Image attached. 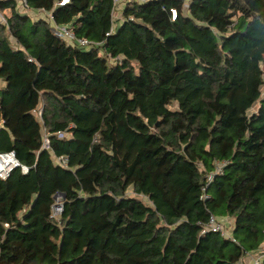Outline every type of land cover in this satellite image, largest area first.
<instances>
[{
	"label": "trees",
	"instance_id": "trees-1",
	"mask_svg": "<svg viewBox=\"0 0 264 264\" xmlns=\"http://www.w3.org/2000/svg\"><path fill=\"white\" fill-rule=\"evenodd\" d=\"M61 1L26 0L51 20L0 1V153L28 169L0 179V264H239L257 252L264 0L130 2L117 20L113 0ZM60 26L99 46L58 38ZM211 216L230 220L234 242L201 233Z\"/></svg>",
	"mask_w": 264,
	"mask_h": 264
},
{
	"label": "built area",
	"instance_id": "built-area-1",
	"mask_svg": "<svg viewBox=\"0 0 264 264\" xmlns=\"http://www.w3.org/2000/svg\"><path fill=\"white\" fill-rule=\"evenodd\" d=\"M12 1H15L18 4V7L20 9H22L24 11H28L26 0H12ZM145 1L146 0H113V6H114V9L112 11L113 20H117V17L121 12L120 10H122V8L124 7V5L126 3H130V2L144 3ZM67 2H68V0H62L59 3V6H63ZM38 14L44 15V17L46 16L49 20L52 19L51 14L48 12L40 11ZM172 15L174 18L175 12H172ZM0 22L4 23V24L6 23L3 15L1 13H0ZM54 33L58 38L65 40L69 43H75L78 46H82L85 48H90L91 46H93V47L99 46V44L92 43V42H89V41L84 40V39H77L75 37L73 31L71 29L65 27V26L56 27ZM108 35L109 34H107L106 36H108ZM40 115H41V109H39V111L37 112V117L40 118ZM63 136H64L63 133L57 134V137L59 139L63 138ZM42 149L43 150H49V140H48V136L46 134H44V136H43ZM57 161L61 165L66 164V160L64 158H59V159H57ZM215 166H216L215 172L206 177V184L202 188L201 200H203V201L208 200V196L205 194V190H206L207 186L213 181L216 174H221V170H222V167L224 166V164L216 163ZM16 168H20L21 173L23 175H25L28 172V169L26 167L21 166L17 162L13 152L0 153V179L1 180H5L9 176V174ZM61 211H62V204L60 202L56 201L55 205H53V207H52L51 217L52 218L57 217L58 215H60ZM229 225H230L229 219L226 218L223 220H219V219H216L215 217L211 216L209 218L208 224L202 230L201 233L202 234H205V233L220 234L224 239H228V240L234 242V240L230 236V231H229V234L227 232H225V227L229 226ZM247 256L249 258H251L252 264H263V261H264V245L254 254H248Z\"/></svg>",
	"mask_w": 264,
	"mask_h": 264
},
{
	"label": "rangeland",
	"instance_id": "rangeland-1",
	"mask_svg": "<svg viewBox=\"0 0 264 264\" xmlns=\"http://www.w3.org/2000/svg\"><path fill=\"white\" fill-rule=\"evenodd\" d=\"M20 11V13L21 14H27V15H29L33 20H38V19H40V18H43L44 17V15H41V14H38V13H31V12H29V11H24V10H22V9H19ZM5 15L6 16H8L9 15V12L8 11H6L5 12ZM117 19H120L119 18V15H118V17H117ZM36 115H37V112H36ZM229 228L227 227H225V232H227L228 234H229Z\"/></svg>",
	"mask_w": 264,
	"mask_h": 264
},
{
	"label": "crops",
	"instance_id": "crops-1",
	"mask_svg": "<svg viewBox=\"0 0 264 264\" xmlns=\"http://www.w3.org/2000/svg\"><path fill=\"white\" fill-rule=\"evenodd\" d=\"M239 264H252V260L246 256Z\"/></svg>",
	"mask_w": 264,
	"mask_h": 264
},
{
	"label": "water",
	"instance_id": "water-1",
	"mask_svg": "<svg viewBox=\"0 0 264 264\" xmlns=\"http://www.w3.org/2000/svg\"><path fill=\"white\" fill-rule=\"evenodd\" d=\"M55 201L61 203V202L63 201V196H61V195H56V196H55Z\"/></svg>",
	"mask_w": 264,
	"mask_h": 264
}]
</instances>
